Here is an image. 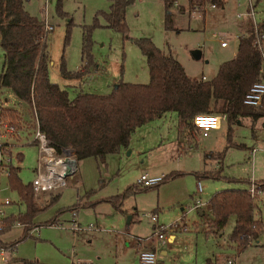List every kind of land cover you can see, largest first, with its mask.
I'll use <instances>...</instances> for the list:
<instances>
[{
	"label": "rangeland",
	"instance_id": "374dc122",
	"mask_svg": "<svg viewBox=\"0 0 264 264\" xmlns=\"http://www.w3.org/2000/svg\"><path fill=\"white\" fill-rule=\"evenodd\" d=\"M252 1L254 20L260 23L264 20V0ZM110 4L111 0H23L29 14L53 26L46 40L49 79L71 97L78 92L108 94L120 81L147 84L146 59L133 41L140 37L150 38L178 60L189 77L200 79L203 75L210 80L221 63L233 58L243 31L239 24L247 21L237 17L246 11V0H225L223 8L206 4V9L198 13L190 12L188 0H176V5L169 8L172 23L168 28L164 0H132L125 11L128 34L124 35L106 25L101 12H108ZM178 4L184 9L179 11ZM95 20L99 25L92 28L89 51L93 65L82 78H64L60 73L62 63L68 71L83 68V27ZM222 41L227 47L221 46ZM2 63L0 46V72ZM0 108L15 109L21 115L19 120H2L19 130L18 136L10 139L14 145L10 165L18 168L24 184L31 183L37 166V146L30 143L35 132L33 112L8 88L0 89ZM176 117L175 112H169L137 127L126 148L103 159H78L77 171L64 187L43 197L35 194L38 204L46 205L51 196L60 193L54 203L34 217L26 238H21L23 227L16 223L2 234L5 241L16 242L6 259L15 256L28 264H140L137 242L151 241L155 227L163 224L167 227L165 234L172 232L175 238L171 243H159L156 264H227L228 260L233 264H264V192L253 200L254 217L263 227L250 246L240 249L231 240L235 216L229 217L220 232L210 231L208 224V202L216 192L247 189L251 180H264V119H258L254 127L244 118L233 124L228 134V127L222 125L217 134L207 138L191 128L194 136L199 135L197 147L182 148L179 142L186 145L188 130L178 129ZM252 148L256 150L253 154ZM18 153L22 160L16 158ZM209 153L221 157L205 158ZM212 169L219 171V178L205 176L215 171ZM144 174L173 177L150 188L136 186ZM0 188L1 198L11 200L2 207L4 217L23 213L24 204L18 193L9 189L4 174ZM128 188L132 192L122 200L120 211L105 201ZM197 200L204 214L193 208ZM153 215L156 221L151 220ZM75 221L78 230L73 229ZM174 223L177 227L170 231ZM10 244L1 242L3 246ZM0 264L5 263L0 260Z\"/></svg>",
	"mask_w": 264,
	"mask_h": 264
},
{
	"label": "trees",
	"instance_id": "16d2710c",
	"mask_svg": "<svg viewBox=\"0 0 264 264\" xmlns=\"http://www.w3.org/2000/svg\"><path fill=\"white\" fill-rule=\"evenodd\" d=\"M212 1L218 7L223 6V0ZM131 2L111 0L109 11L101 12L109 28L128 34L125 11ZM172 4L171 0H164V22L168 28L172 23L169 11ZM203 4L204 0H188L190 9ZM98 25L95 20L92 25L83 27L82 53L86 62L76 71H68L62 63L60 73L64 78H82L93 65L89 53L90 34ZM241 27L243 31L238 37L235 55L221 63L210 80L187 76L178 60L164 53L150 38L140 37L133 41L146 59L147 84L120 81L108 94L78 92L70 97L66 89L49 79L44 21L29 14L23 0H0V46L3 52L0 89H10L33 112L35 122L51 144L58 149L71 148L77 160L89 156L103 159L107 154L126 148L137 127L168 112L177 114L179 129L194 128L192 119L197 114H219L226 120L228 134L231 126L243 118L250 119L252 126L258 119H264V98L258 106L243 103L245 93L261 75L264 51L259 41L264 42V20L258 23L257 30L250 20L243 22ZM20 117L15 109L0 108L3 120H19ZM22 158L21 154L18 155L19 160ZM204 174L213 179L220 177L218 170ZM172 177L165 175L161 183ZM7 184L9 189L18 193L25 211L5 217L0 235L20 222L24 225L21 238H26L34 217L54 203L58 194L51 196L48 204L39 205L31 183L24 184L18 168L13 165L8 167ZM257 184L264 192V180ZM130 191L128 188L109 201L119 208ZM253 200L246 188L216 192L208 202L211 231H222L229 217L235 216L230 238L244 249L258 238L263 227V223L254 217Z\"/></svg>",
	"mask_w": 264,
	"mask_h": 264
},
{
	"label": "built area",
	"instance_id": "2783aa9c",
	"mask_svg": "<svg viewBox=\"0 0 264 264\" xmlns=\"http://www.w3.org/2000/svg\"><path fill=\"white\" fill-rule=\"evenodd\" d=\"M247 1V9L245 12H240L237 14L238 18H246L250 20L254 29L257 30L258 23L255 22V9L254 3L252 0ZM208 4L210 8H216L217 5L212 0H204V4L201 7H195L191 9V12L204 11L205 5ZM176 5V3H175ZM53 30V26L48 24L44 20V37L47 36V33ZM224 41L221 42V46H225ZM259 46L264 51V42L259 41ZM205 79L204 77H202ZM264 98V74L261 73L259 80L255 81L248 91L245 93L243 98V103L249 106H258L262 103ZM222 116L215 115H206V114H197L192 119L193 126L198 130L201 137H206L209 132L213 129H217L220 126V120ZM19 130L9 122L3 121L0 118V177L8 175V167L11 164L12 159V147L14 146L10 139H14L18 136ZM31 144L37 146V166L35 168V177L31 181V186L35 194L42 192L54 191L58 188H62L66 185L67 179L72 177L77 171V159L75 157L74 151L71 148H60L51 144L50 140L46 137L44 132H42L37 122H35V132L30 141ZM255 148H252V154L255 152ZM11 154V155H10ZM164 176H153L149 177L147 175H141L137 181L136 186L142 188H150L158 185ZM251 198L255 199L261 193L262 189L256 183V181L251 180L249 182V187L247 188ZM198 190L201 191L200 183L198 182ZM11 203L9 198H1V188H0V230L4 225V215L2 207ZM202 203L200 200H197V205L200 206ZM75 210L72 209V216H75ZM152 221H156V217L151 216ZM16 225L22 226L20 222H16ZM79 224L75 221L73 223V229L78 230ZM177 224L174 223L169 226L170 231H174ZM90 229L92 226L89 227ZM37 227H34L36 231ZM167 231L166 226L155 227L153 236L151 238L154 248L153 249H141L138 253V259L140 264H156L157 262V251L160 242L167 241ZM252 242H249L246 247L250 246ZM15 245H1L0 243V260L5 262L7 261V253L14 251ZM234 261L228 260L227 264H233Z\"/></svg>",
	"mask_w": 264,
	"mask_h": 264
},
{
	"label": "crops",
	"instance_id": "0c3cea01",
	"mask_svg": "<svg viewBox=\"0 0 264 264\" xmlns=\"http://www.w3.org/2000/svg\"><path fill=\"white\" fill-rule=\"evenodd\" d=\"M172 1V3L173 4H175L176 3V0H171ZM224 4H225V0H223V6H221L220 8H223L224 7ZM178 6H179V11H181V9H184V7L183 6H181V5H179L178 4ZM189 8V7H188ZM217 8V7H216ZM127 9V8H126ZM190 12H191V10H190ZM192 13H198V12H192ZM171 18H172V14H171ZM242 24V23H241ZM241 24H239V26L241 27ZM241 29H242V27H241ZM221 44V43H220ZM222 47H227V44L225 45V46H222ZM234 55H235V52H234ZM233 55V56H234ZM185 70V69H184ZM186 73V72H185ZM188 76V75H187ZM202 77H204L203 75H202ZM201 77V78H202ZM205 78V77H204ZM203 79V78H202ZM71 97V96H70ZM169 113V112H168ZM166 115V113L164 114V115H162L161 117H159V119L160 118H162L163 116H165ZM176 116H177V114H176ZM244 119V118H243ZM242 119V120H243ZM242 120H240V121H238V123H240ZM250 120V119H249ZM178 123V118L176 117V124ZM256 124V123H255ZM222 125H226V127H227V123H226V120H225V118L222 116V118H221V120H220V126L217 128V129H213V130H211L210 132H209V134L206 136V137H203V138H207V137H209L210 136V134L212 133L213 135L214 134H217L216 132H218L219 131V129L222 127ZM178 127V126H177ZM254 127H255V125H254ZM179 129V128H178ZM194 129V131H197L198 132V130L194 127L193 128ZM187 130H188V133H187V138H186V145L184 144V145H182V143L181 142H179V145H181L182 146V148H185L186 146H188V147H191V146H194V147H197V143H198V140H199V135L198 136H194V134H193V131H192V129H188L187 128ZM178 140V139H177ZM21 153H18L17 154V156H16V158L18 159V155H20ZM22 155V154H21ZM209 157V158H216V157H218V158H220L221 156L219 155V156H217V155H215V154H212V153H209L208 155H205V158L206 157ZM19 160V159H18ZM219 169H221V168H219ZM212 170H217V169H212ZM162 176H164V175H162ZM199 176H197V178H198ZM222 191V190H221ZM54 194V191H49V192H42V193H39V194H36L38 197H43V196H46V195H50V194ZM56 194H58V195H60V193H56ZM55 194V195H56ZM111 197H109V198H106L105 199V201L106 202H110L109 201V199H110ZM110 204H112L111 202H110ZM113 205V204H112ZM114 206V205H113ZM117 210H119L120 211V209L119 208H117L116 206H114ZM193 208H196V210H197V212L199 213V214H204V211H203V209L201 208V205L200 206H198L197 205V201L195 202V204H194V206H193ZM77 210V209H76ZM209 211H210V206H209ZM131 214H133L132 212H130ZM156 220H157V218H156ZM52 223H54V222H52ZM50 225V224H49ZM52 225V224H51ZM163 225V224H162ZM211 231V230H210ZM174 238H175V234H173L172 232H169L168 234H167V242L168 243H171L173 240H174ZM0 239H1V241L2 242H5V243H14V244H16V242H7V241H5L3 238H2V234L0 235ZM150 240V239H149ZM136 246H137V248L139 249V250H141V249H153L155 246H154V244H153V242H152V240L151 241H148L147 243H140V242H137V244H136ZM162 253H165L164 251H161ZM11 259L9 260H7L6 262H3V261H1V262H3V263H5V264H12V262H14V264H28L27 262H22V261H20L18 258H16L15 256H11L10 257ZM12 260V261H11ZM11 262V263H10ZM84 264H87V263H84Z\"/></svg>",
	"mask_w": 264,
	"mask_h": 264
},
{
	"label": "water",
	"instance_id": "95a60500",
	"mask_svg": "<svg viewBox=\"0 0 264 264\" xmlns=\"http://www.w3.org/2000/svg\"><path fill=\"white\" fill-rule=\"evenodd\" d=\"M199 56H200V54L198 53V54H197V57H199ZM115 86H116V85H115Z\"/></svg>",
	"mask_w": 264,
	"mask_h": 264
}]
</instances>
